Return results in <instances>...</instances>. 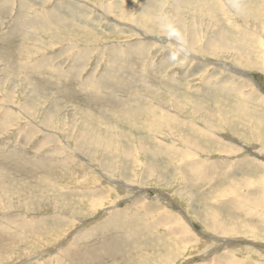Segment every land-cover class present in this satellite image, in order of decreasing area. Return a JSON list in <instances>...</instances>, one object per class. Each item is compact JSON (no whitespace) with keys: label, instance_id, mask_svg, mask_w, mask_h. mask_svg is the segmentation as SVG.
Here are the masks:
<instances>
[{"label":"rangeland","instance_id":"374dc122","mask_svg":"<svg viewBox=\"0 0 264 264\" xmlns=\"http://www.w3.org/2000/svg\"><path fill=\"white\" fill-rule=\"evenodd\" d=\"M230 1L0 0V264H264V0Z\"/></svg>","mask_w":264,"mask_h":264},{"label":"bare ground","instance_id":"6f19581e","mask_svg":"<svg viewBox=\"0 0 264 264\" xmlns=\"http://www.w3.org/2000/svg\"><path fill=\"white\" fill-rule=\"evenodd\" d=\"M164 1V0H163ZM180 1H182V0H180ZM230 1V0H229ZM131 2V1H130ZM179 2V1H178ZM214 3V0H207V4L208 3ZM231 2V1H230ZM252 2V1H251ZM86 3V2H85ZM142 3V2H141ZM184 3V2H183ZM216 3H218V2H216ZM224 3V2H223ZM243 3V2H242ZM157 4V3H156ZM171 4V3H170ZM180 4V3H179ZM195 4V3H194ZM260 4V3H259ZM258 4V5H259ZM87 5V4H86ZM169 5V4H168ZM186 5V4H185ZM184 5V6H185ZM209 5V4H208ZM217 5H219L218 7H220L221 8V11H223V7H222V5L221 4H217ZM239 5V4H238ZM245 5V4H244ZM254 5V4H253ZM115 6V5H114ZM189 6H191V5H189ZM197 6V5H196ZM229 6V5H228ZM227 6V7H228ZM249 6V5H248ZM262 6H263V4H262ZM56 7H58V6H56ZM70 7V6H69ZM180 7H181V5H180ZM200 7V6H199ZM217 7V8H218ZM233 7V6H232ZM258 7V6H257ZM64 8V7H63ZM71 8V7H70ZM175 8V7H174ZM191 8V7H190ZM196 8V7H195ZM217 8H215L214 10H208L209 12V15H212V14H215L216 13V11H218L217 10ZM240 8V7H239ZM244 8V7H243ZM250 8V7H249ZM248 8V9H249ZM261 8V7H260ZM60 9V8H59ZM62 9V8H61ZM245 9V8H244ZM68 10V9H67ZM167 10V9H166ZM226 10V9H225ZM71 11V10H70ZM161 11V10H160ZM198 11V10H197ZM207 11V10H206ZM237 11V10H236ZM236 11H234V12H236ZM243 11V10H242ZM241 11V12H242ZM249 11V10H248ZM118 12V11H117ZM149 12H150V10H149ZM256 12V11H255ZM79 12H77V14H78ZM119 13V12H118ZM194 13V12H193ZM249 13H251V12H249ZM258 13V12H257ZM44 14V13H43ZM48 14V13H47ZM55 14V13H54ZM137 14V13H136ZM237 14H239V13H237ZM49 15H50V13H49ZM96 15V14H95ZM121 15H123V13L121 14ZM133 15V14H132ZM201 15V14H200ZM224 15V14H223ZM42 16V15H41ZM242 16V15H241ZM45 17L47 18V16L45 15ZM127 17V16H126ZM228 17H230V16H227V18ZM238 17V16H237ZM242 17H244V16H242ZM256 17V16H255ZM187 18V17H186ZM236 18V17H235ZM42 19V18H41ZM173 19H174V17H173ZM183 19V18H182ZM231 19V18H230ZM238 19V18H237ZM252 19V18H251ZM45 20V22H47V20L46 19H44ZM196 20V19H195ZM241 20H243L244 21V18H242ZM256 20V19H255ZM219 21V20H218ZM232 21V20H231ZM140 22V21H139ZM144 22H146V21H144ZM158 22V21H157ZM209 22V21H208ZM252 22V21H251ZM211 23V22H210ZM43 24V23H42ZM129 24V23H128ZM159 24V23H158ZM45 25H47V24H45ZM114 25V24H113ZM139 25V24H138ZM177 25H178V23H177ZM182 25V24H181ZM149 26V25H148ZM214 26V25H213ZM233 26V25H232ZM231 26V27H232ZM69 28V27H68ZM249 28V27H248ZM211 29V28H210ZM222 29H224V28H222ZM250 29V28H249ZM18 30V29H17ZM55 30V29H54ZM198 30V29H197ZM219 31V30H218ZM224 31V30H223ZM223 31L222 32H219V33H217L218 35H215V40H212V41H214L215 43L216 42H218L219 43V45H222V42H224V41H227L228 39H226L225 38V34L223 33ZM159 32V31H158ZM195 32V31H194ZM61 33V32H60ZM69 33V32H68ZM170 33V32H169ZM215 33V32H214ZM15 34V33H14ZM12 35V34H11ZM14 36V35H13ZM207 36V35H206ZM15 37V36H14ZM141 37V36H140ZM228 37H230V36H228ZM173 39V38H172ZM192 40V39H191ZM217 40V41H216ZM198 41V40H197ZM145 42V41H144ZM174 42V41H173ZM163 43V42H162ZM210 43V42H209ZM217 43V44H218ZM229 44V43H228ZM246 44V43H245ZM122 45V44H121ZM127 45V44H126ZM166 45V44H165ZM223 45H226V43L225 44H223ZM241 45V44H240ZM72 46V45H71ZM123 46V45H122ZM163 46V45H162ZM233 46V45H232ZM235 46V45H234ZM137 47V46H136ZM135 47V48H136ZM230 47V46H229ZM114 48V47H113ZM112 48V49H113ZM134 48V47H133ZM183 48V47H182ZM233 48V47H232ZM250 48V47H249ZM41 49V48H40ZM115 49V48H114ZM140 49V48H139ZM203 49L205 50V51H207V50H209V49H211V45L210 44H208L207 46H203ZM85 50V49H84ZM128 50V49H127ZM134 50V49H133ZM184 50V49H183ZM23 51V50H22ZM26 51V50H25ZM79 51V50H78ZM130 51V50H129ZM128 51V52H129ZM139 51V50H138ZM185 51V50H184ZM189 51V50H188ZM204 51V52H205ZM210 51V50H209ZM142 52V51H141ZM156 52V51H155ZM171 52V51H170ZM203 52V51H202ZM218 52V51H217ZM227 52H229V51H227ZM23 53V52H22ZM130 53V52H129ZM78 54H79V52H78ZM229 54V53H228ZM84 55V54H83ZM167 55V54H166ZM240 55V54H239ZM117 56V55H116ZM229 56V55H228ZM45 57L46 56H41L39 59H37V60H35L36 61V63L34 64V65H29V66H27V67H30L31 69V71H39L38 70V67L39 66H43L42 64L44 63V61H45ZM81 57H82V55H81ZM167 57V56H166ZM238 57V56H237ZM38 58V57H37ZM75 58V57H74ZM111 58V57H110ZM194 58V57H193ZM241 58V57H240ZM244 59V58H243ZM243 59H241V60H243ZM247 59V58H246ZM252 59V58H251ZM82 60V59H81ZM110 60V59H109ZM176 60V59H175ZM209 60V59H208ZM34 61V60H33ZM34 61V62H35ZM75 61V60H74ZM126 61V60H125ZM204 61L206 62V60L204 59ZM239 61V60H238ZM204 62V63H205ZM209 62H211V63H216V62H213V61H209ZM253 62V61H252ZM11 63V62H10ZM49 63V62H48ZM219 63H220V61H219ZM233 63V62H232ZM76 64V63H75ZM225 64V63H224ZM222 65H223V63H222ZM8 68V67H7ZM230 69L231 70H233L234 72L235 71H239L238 73L239 74H237V72H235L238 76L239 75H241L242 77H244V78H246V77H248V76H246L245 75V72L240 68V67H237L236 65H232V64H230ZM27 70H28V68H27ZM228 70H229V67H228ZM35 71V72H36ZM115 71V70H114ZM207 71V70H206ZM32 72V73H33ZM31 73V72H30ZM109 74V73H108ZM144 74V73H143ZM215 74V73H214ZM7 76V75H6ZM103 76V75H102ZM115 76V75H114ZM189 76V75H188ZM105 77V76H104ZM242 77H240V78H242ZM46 78V77H45ZM97 79V78H96ZM99 79H102V80H96V85L98 86V88L97 89H101L102 87H104L106 84H108L109 82L105 79H103V77H100ZM127 79V78H126ZM251 78H249V80H250ZM28 80V79H27ZM112 80V79H111ZM245 81L247 82V78L245 79ZM25 82H27V81H25ZM93 82V81H92ZM104 82H105V84H104ZM177 82V81H176ZM111 83V82H110ZM120 83V82H119ZM191 83V82H190ZM247 83H249V82H247ZM253 83H255V81L253 82ZM115 85H116V83H115ZM108 86V85H107ZM107 86H106V88H107ZM117 86V85H116ZM252 86V85H251ZM112 87V86H111ZM114 87V86H113ZM242 87V86H241ZM109 88V87H108ZM251 88V87H250ZM161 89V88H160ZM253 89V88H252ZM192 90V89H191ZM209 90V89H208ZM6 91V90H5ZM18 91V90H17ZM109 91V90H108ZM88 92V91H87ZM91 92H97L95 89H93ZM98 93V92H97ZM150 93V92H149ZM181 93V92H180ZM199 93H201V92H199ZM35 94V93H34ZM98 94H101V92L100 93H98ZM98 94H96V93H93L92 95L93 96H97ZM108 95H109V93H108ZM199 95V94H198ZM101 96V95H100ZM208 96V95H207ZM239 96V95H238ZM244 96V95H243ZM92 97V96H91ZM201 97V96H200ZM250 97V96H249ZM135 98V97H134ZM156 98V97H155ZM180 98V97H179ZM244 98V97H243ZM117 99V98H116ZM162 99V98H161ZM183 99V98H182ZM181 99V100H182ZM201 99V98H200ZM245 99H247V98H245ZM130 100V99H129ZM135 100V99H134ZM139 100V99H138ZM128 101V100H127ZM12 102V101H11ZM131 102V101H130ZM192 102V101H191ZM195 102V101H194ZM13 103V102H12ZM183 103H185V102H183ZM241 104V103H240ZM131 105V104H130ZM142 105V104H141ZM162 105V104H161ZM179 105H181V104H179ZM188 105V104H187ZM190 105V104H189ZM147 106V105H146ZM174 106V105H173ZM200 106V105H199ZM199 106H197L195 103L193 104V113H194V116H191L193 119H191V121H195V119H197V118H195V113L197 112V111H199V109H200V107ZM226 106V105H225ZM243 106V105H242ZM138 107H140V106H138ZM151 108H152V106H150ZM166 107V106H165ZM21 108V107H20ZM141 108V113H140V115L141 116H143V117H150L151 118V115H152V113L154 112V111H152L153 109H151V108H149V107H140ZM192 108V107H191ZM163 109V108H162ZM171 109V108H170ZM185 109V108H184ZM187 109V108H186ZM201 109H204V108H202L201 107ZM12 110V109H11ZM145 110H147V111H145ZM173 110V109H172ZM190 110V109H189ZM20 111V110H19ZM177 111H180V110H177ZM182 111V110H181ZM203 111V110H202ZM162 112V111H161ZM200 112V111H199ZM55 113V112H54ZM191 113V112H190ZM19 114V113H18ZM78 114V113H77ZM162 114V113H161ZM160 114V115H161ZM165 114H170L169 112H166ZM196 114H198V113H196ZM28 115V114H27ZM33 115V114H32ZM70 115V114H69ZM87 115H88V113H87ZM105 115V114H104ZM107 116V115H106ZM159 116V115H158ZM198 116V115H197ZM87 117H89V116H87ZM167 117H169V118H173V116H167ZM175 117V116H174ZM202 117H203V113H202ZM148 119V121L149 120H153L152 118L151 119ZM163 118V117H162ZM35 119H36V117H35ZM101 119V118H100ZM48 120V119H47ZM92 120V119H91ZM99 120V119H98ZM155 120H158V119H155ZM161 120V119H160ZM160 120H158L159 122H160ZM49 121V120H48ZM53 121V120H52ZM58 121V120H57ZM74 121V120H73ZM101 121V120H100ZM107 121V120H106ZM188 121V120H187ZM45 122H46V120H45ZM99 122V121H98ZM103 123H104V121H102ZM147 122V121H146ZM196 122V121H195ZM49 123H50V121H49ZM63 123V122H62ZM69 123V122H68ZM142 123V122H141ZM149 123V122H148ZM163 123V122H162ZM174 123V122H173ZM204 123V122H203ZM55 124V123H54ZM106 124V123H105ZM109 124V123H108ZM151 124H154L152 127H154L153 129H152V134H154L155 136H156V134H158V133H160V129H159V124H157V122H155V121H152V123ZM180 124V123H179ZM47 125V124H46ZM50 125H52L51 123H50ZM49 125V126H50ZM103 125V124H102ZM139 126H140V124H138ZM149 125V124H148ZM162 125V124H161ZM166 125H167V123H166ZM169 125V124H168ZM92 126V125H91ZM151 126V125H150ZM165 126V125H164ZM186 126V125H185ZM100 127V126H99ZM167 127H171V126H167ZM211 127V126H210ZM264 127V126H263ZM42 128V127H41ZM84 128V127H83ZM98 127H96V129H97ZM103 127H101V129H102ZM108 128V127H107ZM151 128V127H150ZM166 128V127H165ZM172 128V127H171ZM194 128V127H193ZM217 128V127H216ZM76 129V128H75ZM86 129V128H85ZM147 129V128H146ZM211 129V128H210ZM88 130V129H87ZM149 130H151V129H149ZM83 131V130H82ZM99 132H98V134H95V133H97V132H95L94 134H93V138H91V136H90V134L86 131V132H84L83 133V139H82V141L81 142H79V143H77V145H78V147H82L83 145H84V138H85V145L86 146H95V147H97V148H101V147H105L104 149H106V151L111 155V154H113V153H115V152H117L118 151V146L116 145V143L114 144V145H112V143L110 144V143H108V141H107V139L106 138H104V137H101V135L99 134L100 133V129L98 130ZM193 132V131H192ZM57 132H55L54 134H56ZM184 133V132H183ZM198 132H196V134H197ZM53 134V135H54ZM111 134V133H110ZM117 134V133H116ZM201 134V133H200ZM172 135V134H171ZM113 136V135H112ZM153 136V135H152ZM167 136V135H166ZM195 136V135H194ZM168 137V136H167ZM71 138V137H70ZM109 138V137H108ZM173 138V137H172ZM78 139V138H77ZM76 139V140H77ZM80 139V138H79ZM110 140V139H109ZM116 140V139H115ZM79 141V140H78ZM127 141V140H126ZM184 141V140H183ZM109 142H111V141H109ZM117 142V141H116ZM143 143V142H142ZM156 143H157V140H156ZM184 143V142H183ZM195 144V143H194ZM197 144V143H196ZM69 145V144H68ZM131 145V144H130ZM140 145V144H139ZM144 145V144H143ZM145 146V145H144ZM183 146V145H182ZM140 147V146H139ZM192 147V146H191ZM195 147V146H194ZM257 147V146H256ZM79 148V150H81ZM161 148V147H160ZM189 148V147H188ZM66 149V148H65ZM162 149V148H161ZM193 149H196V147L195 148H193ZM77 150V149H76ZM189 150V149H188ZM42 151V150H41ZM84 151V150H83ZM82 151V152H83ZM85 151H86V149H85ZM94 151V150H93ZM190 151V150H189ZM226 151H227V149H226ZM243 151V150H242ZM241 151V152H242ZM107 152H104V153H106L107 154ZM123 152V151H122ZM195 152V151H194ZM244 152H246L247 153V151H244ZM243 152V153H244ZM259 152V151H258ZM257 152V153H258ZM84 153H86V152H84ZM124 153V152H123ZM189 153V152H188ZM207 153V152H206ZM89 154V153H88ZM87 153H86V155H88ZM93 154V153H92ZM117 154H118V152H117ZM157 154V153H156ZM186 154V153H185ZM238 154V153H237ZM242 154V153H241ZM241 154H240V156H241ZM104 155V154H103ZM113 155H115V154H113ZM143 155V154H142ZM118 156V155H117ZM208 156V155H207ZM90 157H91V155H90ZM95 157V156H94ZM97 157V156H96ZM116 157V156H115ZM151 158V157H150ZM93 159V158H92ZM96 159V158H95ZM107 159V158H106ZM110 159V158H109ZM232 159V158H231ZM240 159V158H239ZM120 160V159H119ZM160 160H161V158H160ZM58 161V160H57ZM103 161V160H102ZM124 161H126V160H124ZM190 161V160H189ZM154 162V161H153ZM44 163V162H43ZM43 163H41L40 162V164H43ZM40 164H39V166H40ZM184 164V163H183ZM188 165H187V167H188V169H190V170H192V174H193V171L195 172H197V168H196V164H195V161H193L191 164H189V163H187ZM198 165H199V163H197ZM209 164V163H208ZM211 164V163H210ZM234 164V163H233ZM96 165V164H95ZM157 165V164H156ZM161 165V164H160ZM147 166V165H146ZM179 166V165H178ZM213 166V165H212ZM45 167H46V165H45ZM48 167V166H47ZM166 167V166H165ZM164 167V168H165ZM172 167V166H171ZM175 167V166H174ZM207 167V166H206ZM216 167V166H215ZM245 167V166H244ZM83 168V167H82ZM106 168V167H105ZM104 168V169H105ZM149 168V167H148ZM246 168V167H245ZM187 169V170H188ZM206 169V168H205ZM234 169V168H233ZM200 170V171H199ZM198 170V173L199 172H201V168ZM143 171V170H142ZM202 171L203 172H205L203 169H202ZM243 171H245V170H243ZM164 172V171H163ZM189 172V171H188ZM97 173V172H96ZM154 173V172H153ZM181 173H182V171H181ZM227 173V172H226ZM238 173V172H237ZM246 174V173H245ZM255 174H256V172H255ZM196 175H197V173H196ZM205 175V174H204ZM247 175V174H246ZM179 176V175H178ZM202 176V175H201ZM199 176H197V178H198ZM203 178V177H202ZM211 178V177H210ZM217 179V178H216ZM249 179V178H248ZM7 180V179H6ZM42 182H44L45 183V181L44 180H41ZM88 181V180H87ZM17 182V181H16ZM42 182H41V184H42ZM165 182V181H164ZM176 182V181H175ZM232 182V181H231ZM138 183V182H137ZM7 184H9V183H7ZM12 184V183H11ZM29 184V183H28ZM39 184V183H38ZM53 184V183H52ZM129 184V183H128ZM251 184H252V182H251ZM46 185V184H45ZM8 186V185H7ZM47 186V185H46ZM46 186H43V187H46ZM53 186H55V185H53ZM156 186V185H155ZM21 187V186H20ZM42 187V186H41ZM49 187H50V189H51V184H49ZM6 188V187H5ZM4 188V189H5ZM12 188V187H11ZM11 188H9L10 190H11ZM13 188H15V183H14V187ZM12 188V189H13ZM129 188V187H128ZM144 188V187H143ZM16 189V188H15ZM18 189V188H17ZM48 189V188H47ZM142 190V189H141ZM233 190V189H232ZM12 191V190H11ZM131 191V190H130ZM6 192V191H5ZM10 192V191H9ZM31 192V191H30ZM33 192H34V190H33ZM37 192H38V190H37ZM43 192H45V191H43ZM49 192V191H48ZM32 193V192H31ZM30 193V194H31ZM143 193V192H142ZM250 193V192H249ZM19 194V193H18ZM135 194V193H134ZM158 194V193H157ZM167 194V193H166ZM10 195H12V194H10ZM24 195H25V193H24ZM45 195V194H44ZM175 195V194H174ZM6 196V195H5ZM21 196V195H20ZM23 196V195H22ZM31 196V195H30ZM231 196V195H230ZM250 196V195H249ZM50 197V196H49ZM171 197V196H170ZM224 197V196H223ZM16 198V197H15ZM14 198V199H15ZM173 198V197H172ZM171 198V199H172ZM220 198V197H219ZM222 198V197H221ZM224 198H226V197H224ZM156 200V199H155ZM244 200V199H243ZM202 201V200H201ZM21 202V201H20ZM231 202V201H230ZM50 203V202H49ZM137 203V202H136ZM178 203V202H177ZM7 204H9V203H7ZM18 204V203H17ZM148 204H149V202H148ZM169 205V204H168ZM84 206V205H83ZM159 206V205H158ZM185 206V205H184ZM247 206V205H246ZM257 206V205H256ZM11 207V206H10ZM93 207V206H92ZM91 207V208H92ZM106 207V206H105ZM148 207V206H147ZM229 207V206H228ZM47 208V207H46ZM82 208V207H81ZM48 209V208H47ZM256 209V208H255ZM134 210V209H133ZM184 210H185V208H184ZM257 210V209H256ZM123 211V210H122ZM126 211V210H125ZM243 211V210H242ZM27 212V211H26ZM225 212V211H224ZM15 213V212H14ZM116 213V212H115ZM191 213V212H190ZM35 214V213H34ZM189 214V213H188ZM224 214V213H223ZM7 215V214H6ZM121 215V214H120ZM123 215V214H122ZM182 215H183V213H182ZM17 216V215H16ZM148 216V215H147ZM163 216H167L166 214L165 215H163ZM198 216V215H197ZM1 217H2V215H1ZM9 217V216H8ZM20 218V217H19ZM42 218V217H41ZM183 218V217H182ZM247 218V217H246ZM5 219V218H4ZM9 219V218H8ZM130 219V218H129ZM132 219H134V218H132ZM137 219V218H136ZM159 219V218H158ZM7 220V219H6ZM21 220V219H20ZM19 220V221H20ZM86 220V219H85ZM110 220H112L113 221V219H110ZM147 220V219H146ZM176 220V219H175ZM194 220V219H193ZM203 220V219H202ZM201 220V221H202ZM229 220V219H228ZM1 221V220H0ZM22 221V220H21ZM28 221V220H27ZM118 221H119V219H118ZM180 221H182V220H180ZM204 221V220H203ZM215 221V220H214ZM2 222V221H1ZM8 223H7V225L9 224L10 225V223H9V221H7ZM26 222V221H25ZM30 222V221H29ZM114 222V221H113ZM130 222V221H129ZM139 222V221H138ZM21 223H23V222H21ZM40 223V222H39ZM45 223V222H44ZM88 223V222H87ZM104 223H106V221L104 222ZM109 222H107V224H108ZM230 223V222H229ZM231 223H232V221H231ZM20 224V223H19ZM25 224L26 223H23V224H21L20 226H18L20 229H22L23 227H25ZM110 224H111V221H110ZM120 224V223H119ZM135 224V223H134ZM158 224H159V222H158ZM157 224V225H158ZM178 224V223H177ZM185 224V223H184ZM15 225V224H14ZM101 225V224H100ZM139 225V224H138ZM17 226V225H16ZM13 227V226H12ZM87 227V226H86ZM117 227H118V225H117ZM0 228H3L4 230H0V231H2L1 233H0V239L1 238H3V237H6L7 239L9 238V239H12V238H14L15 236H19V239L20 240H23V236H22V234H14V235H8V230L6 229V227H4V225L3 224H1L0 223ZM14 228V227H13ZM18 228V229H19ZM174 228V227H173ZM178 228V227H177ZM227 228V227H226ZM236 228V227H235ZM240 228V227H239ZM17 229V228H16ZM70 229V228H69ZM84 229V228H83ZM121 229V228H120ZM228 229V228H227ZM221 230V229H220ZM138 231V230H137ZM68 232V231H67ZM87 232V231H86ZM153 233V232H152ZM174 233V232H173ZM246 233H247V231H246ZM245 233V234H246ZM94 234V233H93ZM149 234V233H148ZM175 234V233H174ZM24 235V234H23ZM134 235V234H133ZM184 235V234H183ZM242 235V234H241ZM120 237H122V236H120ZM124 237V236H123ZM145 237V236H144ZM241 237V236H240ZM17 238V237H16ZM125 238V237H124ZM146 238V237H145ZM148 238H149V236H148ZM159 238V237H158ZM116 239V238H115ZM122 239V238H121ZM140 239V238H139ZM172 239H173V237H172ZM247 239V238H246ZM118 240V239H117ZM124 240V239H123ZM127 239H125L124 240V242L126 241ZM135 240V239H134ZM150 240V239H149ZM236 240V239H235ZM3 241V240H2ZM112 242V241H111ZM127 242V241H126ZM150 242V241H149ZM167 242V241H166ZM199 242V241H198ZM103 243V242H102ZM10 244V243H9ZM104 244V243H103ZM113 244H114V242H113ZM126 244H129V242L128 243H123V245H126ZM196 244V243H195ZM198 244V243H197ZM3 245V244H2ZM112 245V244H111ZM117 245V244H116ZM119 245V244H118ZM130 245H132V244H130ZM149 245V244H148ZM150 245H151V243H150ZM121 246H122V244H121ZM165 246V245H164ZM209 246V245H208ZM111 247V246H110ZM119 248V247H118ZM118 248H112L111 250L113 251V250H116V249H118ZM6 249H7V247H6ZM64 249V248H63ZM127 249V248H126ZM129 249V248H128ZM15 250V249H14ZM108 251H109V249H108ZM107 251V252H108ZM166 251V250H165ZM225 251V250H224ZM242 252V251H241ZM63 253V252H62ZM57 254V253H56ZM101 254V253H100ZM186 254V253H185ZM58 255V254H57ZM85 255V254H84ZM108 255H116V254H113V253H111V254H109L108 253ZM107 256V255H106ZM41 257V256H40ZM45 257V256H44ZM85 257V256H84ZM84 257H83V260H85L84 259ZM100 257V256H99ZM114 257V256H113ZM38 258V256H36V257H33V258H30L29 259V261L30 262H34L33 261V259L35 260V259H37ZM79 258V257H78ZM94 258V257H93ZM104 259H105V257H103ZM261 258V257H260ZM7 259V258H6ZM44 259V258H43ZM95 259V258H94ZM107 259V258H106ZM105 259V260H106ZM114 259V258H113ZM117 259V258H116ZM178 259V258H177ZM45 260V259H44ZM90 260V259H89ZM103 259L101 258V261H102ZM261 260H262V258H261ZM28 261V262H29ZM100 261V259H99V262H101ZM124 261V260H123ZM29 262V263H30ZM77 262V261H76ZM81 262H82V260H81ZM103 262V261H102ZM113 262V261H112ZM132 262V261H131ZM144 262V261H143ZM148 262H150V261H148ZM220 262V261H219ZM119 263V262H118ZM141 263V262H140ZM151 263V262H150ZM162 263V262H161ZM81 264V263H80ZM122 264H124V263H122ZM130 264V263H129Z\"/></svg>","mask_w":264,"mask_h":264}]
</instances>
